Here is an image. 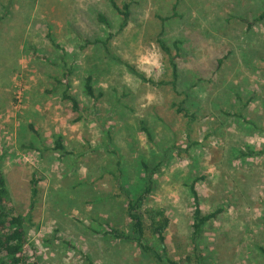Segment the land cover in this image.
I'll list each match as a JSON object with an SVG mask.
<instances>
[{"label": "rangeland", "instance_id": "obj_1", "mask_svg": "<svg viewBox=\"0 0 264 264\" xmlns=\"http://www.w3.org/2000/svg\"><path fill=\"white\" fill-rule=\"evenodd\" d=\"M118 2L131 6L122 30L108 0H15L9 16L0 0L1 164L11 204L30 214L40 264H151L135 243L100 232L125 222L118 158L138 192L141 159L165 157L149 204L171 217L172 255L199 262L190 190L197 179L204 212L225 209L198 239L204 264H264V20L255 21L264 0ZM109 37L112 54L170 81L163 38L180 53L177 87L141 80L93 43ZM64 63L75 66L78 111L56 84ZM88 75L96 98L85 92Z\"/></svg>", "mask_w": 264, "mask_h": 264}, {"label": "trees", "instance_id": "obj_2", "mask_svg": "<svg viewBox=\"0 0 264 264\" xmlns=\"http://www.w3.org/2000/svg\"><path fill=\"white\" fill-rule=\"evenodd\" d=\"M108 1L113 6V8L122 15L120 30L124 29L129 24L131 17L130 3L125 2L123 5H121L118 0ZM14 3L15 0H8V4L3 5L5 16L10 15ZM97 16L99 21L109 24L108 18L104 14L99 13ZM1 20L2 18H0V22ZM262 20H264V9L258 16L255 17L256 22ZM110 38L111 37L105 40L97 39L93 43H102L107 54L112 59L124 64L133 75L140 78L141 80L159 85L173 84L174 87H177L180 73L176 59L180 57V53L174 55L171 47L163 38H160L159 42L162 49L168 53L173 68V79L170 81H155L152 78H148L135 66L112 54L109 44ZM53 40V45L57 47L59 44ZM86 41L88 44L91 43V41ZM65 54L66 52L64 51V56ZM62 60H64V58H62ZM222 63L223 59H220V64ZM64 65V72L61 75L56 76V84L63 86L62 98L65 101L71 102L73 109L78 111L80 110V103L77 97L71 94V76L75 72V66L74 64L69 65L68 63H64ZM92 83L93 76L88 75L85 82V92L88 96L96 98V87ZM179 109L181 112L186 111V115H189V111L187 109L183 107H180ZM141 129H143L150 139L152 138V132L145 122H143ZM106 133L109 135V131ZM56 142V147L58 149H62L65 152L67 151V148L60 137ZM167 159L168 158L165 157L155 164H151L145 159H141L140 166L142 169V175L140 189L138 192H132L128 186V176L123 167V162L118 158L117 171L113 174H115L114 177L118 180V184L122 190L118 196L124 197L125 199L123 208L125 222L121 227H117L111 222L104 223L103 225L105 226V229L100 232L103 236H110L116 240L135 243L141 250L144 259L151 262V264H181V261H184H180L171 253L169 237L167 235V231L171 223V217L167 213V210L163 207H156L149 204V200L155 190L157 175L167 165ZM38 181L39 180L37 178L33 180L34 197L39 191ZM197 183L198 180L195 179L190 185L192 205L194 209L192 237L196 251L195 254L197 255L196 258H198L199 261L198 264H204L203 254L201 253L197 244L198 239L202 235L209 222H211L213 219H216L225 209L217 208L211 212H204L202 206V197L199 190L197 189ZM29 215L30 214L17 212L15 207L11 204L7 178L2 170L0 157V264H40L38 251L36 247L31 244L28 236L26 223L30 221ZM260 250L264 254V246H261ZM188 259H191V257L189 256Z\"/></svg>", "mask_w": 264, "mask_h": 264}]
</instances>
